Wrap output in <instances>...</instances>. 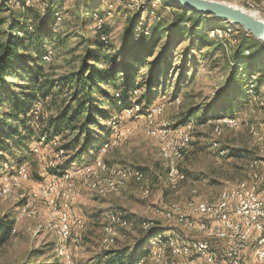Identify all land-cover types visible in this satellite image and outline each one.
I'll return each instance as SVG.
<instances>
[{
  "label": "rangeland",
  "instance_id": "1",
  "mask_svg": "<svg viewBox=\"0 0 264 264\" xmlns=\"http://www.w3.org/2000/svg\"><path fill=\"white\" fill-rule=\"evenodd\" d=\"M18 1L0 0V22H2L0 34L3 38L6 37L9 23L15 16L13 11H18L20 8L18 6L20 4L16 5ZM52 1L33 0L25 2L24 5L36 3L34 5H37L43 13L44 7ZM56 1L59 29L67 32L83 29L81 17L85 0ZM226 2L243 7L241 0ZM258 2L264 9V0ZM93 3L95 7L91 15V24L94 31L91 35H95L98 25H103L105 21L110 26L108 45L115 51H120L125 44L127 27L133 20L137 22L134 31L136 39L140 38L142 33L148 34V27H151V39H155L156 49L151 56L142 58L137 64L138 78H149L150 68L154 66L152 63L159 61L164 63L161 72L157 73L158 78L162 80L164 92L153 103L160 105V112L151 121L143 114H139L140 107H132L134 109L132 112L129 111L130 107L122 111L114 110L111 118L106 121L112 129L108 139L111 138L114 129L121 125L126 129L135 124L138 128L127 129L121 139L109 148L106 147V152H102L103 145L100 149L94 150L97 156L94 160L100 157L109 163L143 169L146 181L144 184L130 181L117 191L100 194L88 186L89 176L73 178L78 192L77 199L73 201V212L84 221L81 225L74 226L72 237L65 240L46 228L47 222L51 219V203L57 200L44 196L43 191L40 190L41 186L48 184L51 179H58L60 188L68 184L60 176L54 177L52 174L54 167L66 160L64 154L57 152V147L61 144L60 137L49 143H45L44 139L34 141L30 143V149L26 152L22 150H16L14 154L9 152L13 163L10 160L2 161L0 176L2 173H13V168L18 165L17 160L29 164L31 176L27 181L12 185L10 192L0 194V217L10 214L15 220L9 240L0 247V264H55L56 262L92 264L107 250L102 241L104 225L107 222L106 214L109 211H118L133 218L131 222L129 221V225L115 226L117 232L114 243L109 246L110 251L123 247L132 249L137 243L144 246L146 239L144 240L142 230L147 223L151 226L163 227L167 235L170 234L169 230H174L190 239H204L208 237V232H205L198 222L189 225L187 222L169 220L164 216V208L175 205L189 213L186 207L188 200H215L222 189L247 181L249 179L247 170L251 159L261 157L263 154L261 145L250 134L249 127L250 121L251 124L257 125L264 121V104H262L264 87L260 93H255L256 84L251 80L243 103L233 113L219 116L235 115L242 111L240 124L237 127L222 124L219 122V117L205 124L196 123L192 126V141L177 164L178 184L175 188L170 187L168 164L161 157L160 139L149 135L147 129L173 126L189 109H192L195 117L205 118L214 115L220 105L230 104L229 100L233 92L228 93L226 97L223 96L227 89L230 71L228 58L218 45L199 43L202 39H208L206 34L185 33L172 39L171 32L167 30L171 28L175 13L181 9V6L178 4L174 7L167 6L165 3H169V0H139L142 6L135 8L133 5L136 0H93ZM99 12H104V15ZM233 25L228 23L227 26L211 29L209 35L223 37L226 41L225 47L230 49L236 43L234 36L238 35L241 28L236 25V30L225 34L224 31L232 28ZM151 39L148 37L144 40ZM78 53L81 51L78 50ZM48 55H50L49 59L44 56L47 61L51 60V53L46 56ZM60 58L62 59V56ZM255 77L256 75L253 74L252 79L254 80ZM252 85L255 86L253 91L250 90ZM244 87L245 81L239 80L235 90L237 93L242 92ZM176 92L180 94L173 100L172 95ZM134 93L138 95L137 91ZM36 105L40 111L41 103ZM126 115L127 119H125ZM195 117L190 118L196 119ZM114 120L117 121V125L112 128ZM217 125L220 134L216 133ZM106 133V131L102 132L101 136L104 137ZM214 140H219L221 147L226 149L224 156L212 146ZM254 153L255 156L252 157ZM73 163L87 164L91 161L77 160ZM104 174L105 172L97 169L91 178H101ZM1 186L2 179H0V188ZM145 187L148 188L147 193L144 192ZM60 251L64 254H60ZM146 260H149L148 264H160L148 254L139 259V264H144ZM243 264H264V262L253 260L249 251Z\"/></svg>",
  "mask_w": 264,
  "mask_h": 264
},
{
  "label": "trees",
  "instance_id": "2",
  "mask_svg": "<svg viewBox=\"0 0 264 264\" xmlns=\"http://www.w3.org/2000/svg\"><path fill=\"white\" fill-rule=\"evenodd\" d=\"M56 2L53 0L45 6L43 13L34 5L36 3L29 6L16 3L20 8L13 11L15 16L9 23L6 37L0 34V171L1 162L10 160V154L16 150L26 152L34 141L44 139L49 143L58 137L61 144L57 152L63 150L66 160L54 167L53 175H60L61 170L77 160L92 162L97 157L94 150L100 149L112 133L106 121L114 110L139 105L142 115L164 92L162 80L157 75L164 64L162 61L152 63L149 78H138L137 64L156 49L151 27H148V34L142 33L136 39L137 22L133 20L127 27L125 44L120 51H115L108 45V23L104 21L101 28H96L97 33L91 35L94 31L91 24L93 0H85L81 17L83 29L68 32L59 29ZM165 4L174 7L177 3L169 0ZM99 13L104 15V12ZM227 24L194 9L181 7L175 13L171 28L167 30L172 39L185 33L206 34L208 39L199 43L218 45L229 61L227 89L223 96L233 92L229 100L231 105H220L214 115L195 117L189 109L175 125L190 117L205 124L220 115L233 113L246 98L251 80L256 84L257 93L264 87V43L239 28L236 43L227 49L223 37L209 35L211 29ZM102 36H106L107 41H103ZM148 37L151 40L145 41ZM78 50L81 53L77 54ZM49 53L51 60L47 61L44 56ZM253 74L256 75L254 80ZM239 80L245 81V87L237 93L235 87ZM135 91L138 95H134ZM178 94L172 95L173 100ZM40 103L39 111L36 104ZM104 131L107 133L102 137ZM20 162L23 160L16 161ZM126 217L130 222L133 219ZM14 223L10 214L0 217V247L9 240ZM161 230V226L144 228V246L137 243L132 249H107L92 264H137L140 258L147 256L150 237ZM148 263L146 260L144 264Z\"/></svg>",
  "mask_w": 264,
  "mask_h": 264
},
{
  "label": "bare ground",
  "instance_id": "3",
  "mask_svg": "<svg viewBox=\"0 0 264 264\" xmlns=\"http://www.w3.org/2000/svg\"><path fill=\"white\" fill-rule=\"evenodd\" d=\"M30 1L33 0H19L18 2H23L25 4V2ZM139 6H142V4L140 5L139 0H136L133 7L135 8ZM101 27L102 24L98 25V28ZM234 29L236 30V25H233L232 28H228L224 32L225 34L228 32L231 33ZM234 39L237 40V37L234 36ZM102 40L106 41V37L102 36ZM45 58L49 59L50 55L45 56ZM254 88L255 86L252 85L250 90L253 91ZM262 104L264 103L262 102ZM136 108H139V105H136ZM160 110V105H152L146 111V114H143V116L146 117L147 120L152 121L154 116L159 113ZM129 111L132 112L134 109L130 107ZM242 114L243 113L241 111L235 115L221 116L219 117V122L237 127L240 124ZM196 123V119L189 118L181 124L161 127L159 129L148 127L147 129V133L149 135L157 136L160 139L161 157L168 164V180L170 187L172 188H175L178 184L179 173L177 164L183 158L186 149L192 141L193 134L191 128L196 125ZM115 125H117V121H115L112 128L115 127ZM137 128L138 126L135 125L134 129ZM218 128L219 125H217L215 130L217 134H220L221 132ZM117 131L118 128H115L111 138L103 144V151L101 150L102 152H106V147L109 148V146H112L124 136V134L122 136H115ZM249 131L261 145L263 154H261V157L251 159L247 170L249 179L233 185L236 186V192H244L245 190L255 189L256 184H258L260 179L264 177V121L258 125L251 124ZM179 132L180 139L178 145L170 146L171 138L178 137ZM212 146L217 149L221 156H224L227 152L225 148L221 147L219 140H214L212 142ZM60 152L62 154L64 153L63 150ZM251 165L255 166L251 167ZM25 167H29L27 162L18 163L16 168H13V173L1 174L0 179H2V186L0 188V194L3 195L10 192L12 185L29 179L30 176L20 175L21 172H24ZM97 169L105 172L104 176L97 179L91 178V175H93ZM59 173L60 175L57 174L53 176H60L61 179L67 181L68 184L63 188H60L57 184L56 189H52V183H48L45 185V191H43L44 196L49 198L53 197L57 200L52 202L54 206L51 203V219L47 222L46 228L65 240L72 237L73 227L81 225L84 221L82 217L73 212V201L77 199L76 195L78 194L73 178L84 175L89 176L90 178L87 180L88 186L100 194L117 191L130 181H136L143 184L146 181L144 170L126 165H119L117 163H109L100 157L87 164L72 163L68 168L61 170ZM4 177H6V180H4ZM12 181H14V183H12ZM233 186L222 189L215 200H188L186 207L189 213L184 212V210H182L179 206L172 205L165 207L167 210L164 208V216L169 220H175L176 222H187L189 225L195 224L197 222H188V217L179 218V215L176 214H205L209 213V206H215V209H224L227 205V198H234V190H229L232 189ZM147 191L148 188L145 187L144 192L147 193ZM244 203V193H237V205H244ZM66 216H70V219L67 222H65ZM106 220L107 222L104 225L105 232L102 242L103 245L109 249V246L115 241L114 236H116L115 234L117 232L115 226H126L129 225L130 222L124 213L118 211H109L106 214ZM203 223L207 225H202V223L198 222V224L205 229V232H208V237L204 238L207 240L205 248L204 241L202 239H190L174 230H169L170 234L167 235L164 230H161L151 236L148 240L147 254L149 256L151 255V257L160 264H183V258L188 257L189 251L191 256L195 257L196 263L195 259H188L187 264H230L233 260V250L234 252H241V264H243L247 253L251 251V257L253 260L264 262V235L255 237V231L251 229H242L239 233L230 232L226 229H220L226 227V217H219L218 228L214 226V215L203 216ZM148 227H151L149 223H147L144 228L147 229ZM246 240H252L251 244L245 246L244 243ZM60 254H64V252L60 251ZM216 257L220 258L217 259ZM139 263L140 261L137 264Z\"/></svg>",
  "mask_w": 264,
  "mask_h": 264
},
{
  "label": "built area",
  "instance_id": "4",
  "mask_svg": "<svg viewBox=\"0 0 264 264\" xmlns=\"http://www.w3.org/2000/svg\"><path fill=\"white\" fill-rule=\"evenodd\" d=\"M228 1V0H226ZM243 2V7L253 11L255 14L264 16V9L260 8L258 0H241ZM127 119V115L126 118ZM125 121V120H124ZM135 127V124L128 126L126 129L121 126L118 127L117 134L115 136H122L127 129H132ZM251 128V121H250ZM180 139L179 136L176 138H171L170 146H177ZM255 165H251L254 167ZM20 175L31 176L30 167H25L24 172H21ZM19 176V175H18ZM6 180V177H4ZM49 183H52V189H56L58 184V179H51ZM41 191H45V185L41 186ZM234 198H227V205L224 209H215V206H209V213L205 214H176L180 217H188V222H200L202 225H207L203 223V216L205 215H214L215 223L214 226L218 228L219 217H226V227L220 229H226L230 232H238L242 229H251L255 231V237L264 235V177L260 179L259 183L256 184L255 189L245 190L244 192H236V186H233ZM47 192V191H46ZM237 193H244L245 203L244 205H237ZM53 205V203H52ZM54 206V205H53ZM167 210V208H165ZM70 216H66L65 222L69 221ZM192 237V236H190ZM255 239V238H254ZM207 243L206 239H202ZM252 240H246L244 243L245 246L251 244ZM233 252V260L230 264H241L242 255L241 252ZM219 259L220 257H216ZM188 259H195L194 256H191L189 251L188 257L183 258V264L188 263ZM196 263V259H195Z\"/></svg>",
  "mask_w": 264,
  "mask_h": 264
},
{
  "label": "water",
  "instance_id": "5",
  "mask_svg": "<svg viewBox=\"0 0 264 264\" xmlns=\"http://www.w3.org/2000/svg\"><path fill=\"white\" fill-rule=\"evenodd\" d=\"M179 6L194 9L217 19L240 26L264 43V18L233 3L219 0H174Z\"/></svg>",
  "mask_w": 264,
  "mask_h": 264
}]
</instances>
